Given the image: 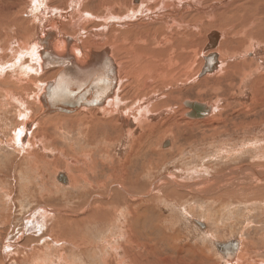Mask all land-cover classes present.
Returning a JSON list of instances; mask_svg holds the SVG:
<instances>
[{"label":"rangeland","instance_id":"obj_1","mask_svg":"<svg viewBox=\"0 0 264 264\" xmlns=\"http://www.w3.org/2000/svg\"><path fill=\"white\" fill-rule=\"evenodd\" d=\"M115 1L116 0H106V4H108V6H105V2L101 0H83V5L85 4L83 7L86 8H82V12H85L89 16V19L82 23L81 28H76L72 25V19L67 17L60 19L58 34L70 35L73 37L71 41L78 39V41L80 40L82 44H90L94 49H98V51H102L103 49L109 47L111 56L117 65L118 76H120L122 66L118 64L116 54L114 52L115 42L122 43L125 39L132 40L134 35L129 32L132 28H127V25L125 26L120 24L121 22L119 21L120 18L127 17L130 14L128 13L129 10H124L121 13L114 12L112 7L116 4L114 3ZM184 1L185 0L181 1V6ZM190 1L193 0H188L187 6L185 5L187 9L190 5ZM196 1L200 4V6L207 7L211 3H224L226 0ZM22 2L24 1L5 0V4L9 5L10 9L9 11L8 9L6 10L8 18L4 21V23H2V27L0 28V60H4L5 56L6 58L12 59L14 56L13 54L20 51V47H25L24 45H27V43L28 46L33 45L38 33H41L40 27L42 26V23L38 20V18H35L31 14L30 10H22L20 12V3ZM25 2L27 3L28 1L26 0ZM58 2L61 3L63 1L58 0ZM233 2L234 1L230 0L229 3L224 4L223 7L220 8L219 14H222L223 8L230 6ZM236 2L234 6L237 8L239 7L237 5H245V8L247 9L244 8V12L246 10H251L249 12L250 16H256L252 17V19L258 21V19L260 20L264 16L260 13L261 7L264 5V0H240L237 4ZM58 5L59 4L56 2L48 3V6L57 10L60 9L59 13L66 14V11L70 10L65 8L66 6H62L64 8H59ZM191 10H194V8ZM216 11L217 9L213 10L214 16L217 15ZM252 12L255 15H253ZM257 12L260 14H257ZM1 13L3 12L1 11ZM108 14L110 15V18L105 20ZM71 15L76 17L77 14L72 12ZM193 15H195L196 18H194L191 22L185 21L182 18H174L175 20L185 24H195L199 20L203 21L198 24L196 29H193L196 31L199 27H202L198 30V32L200 31L199 35L196 36L198 39L195 38L196 40L192 44L190 43L192 42L190 41L192 36L184 33L187 35L183 38L181 37L179 42L176 40L173 41L172 44H166L164 46L159 45L158 41L162 38L161 34L165 31L168 33L170 32L168 29L170 23L167 25L169 18L163 14L162 20H158L156 22L155 19L150 18V16H146L141 19L145 21L142 22L147 26L153 27V25L164 23L165 28L160 27L159 33H155L153 31L151 35L150 33L146 34L145 44L143 40H140L139 43L133 45L138 49H150L149 52H153L152 57H156L158 55L157 57L166 59L167 56H169V53H177V55L173 54V56L176 57L177 61L175 63L177 65L174 69L169 70L170 72L168 71V74L170 73L169 75H172L175 72L170 80H173L174 77L179 75L177 77L179 81H176V83L172 86H170V84L166 85V90L164 88V92L160 93L161 95L169 92L172 88H176L178 89L176 92L178 94L175 95L179 99L174 100V103L170 100L169 104L172 107L169 104L165 105V108H171L169 111L166 110L160 112L158 110L159 112L156 111L148 121L150 126L151 124H153L152 126H155L156 124H160L161 126L162 120L165 121L168 118L169 121H165L164 124L166 127L168 126L167 128L169 131H164L165 127L162 128V126H159L160 128H156L154 130L156 135L150 138L148 143L153 150H149L147 168L139 161L138 167L135 164L131 165V170H133L132 168H136L140 171V177L138 178L139 181L145 182V189L141 191L133 190L129 186L131 181L128 179L127 182H123L121 178L118 181L115 179L108 180V182L106 181L105 186L102 188L96 187L98 185L95 184L96 182L93 180L94 175L92 173L91 175L88 174L89 177L87 178L89 182H86L83 179L76 181L75 178H72L70 175V170H68V168L67 170L64 168L66 166H57L58 164L54 163L56 161L55 158L58 157L59 160H62V163L65 160V162H69L71 164H69L70 167L73 169L80 167L81 165V168L84 167L83 164L87 162V158L81 152L82 149H87L88 147L85 145V136L82 131V127L79 126L78 122H72L71 117L81 112L83 108H91L89 106L83 107L74 112L66 113L60 111L50 113V115L47 116L49 118L48 123L51 125L47 124L45 132L49 135V137L46 138L44 136H39L36 140H40L42 145H40V147L35 145L34 147L37 148L39 153H44L43 147L50 150V152L44 154V158L46 161L51 159L53 163H49L50 166L48 167L45 161V164L40 167L44 169V171L42 170V174L38 172L40 169H30L29 162L26 159H23L24 155H21L20 151L17 150L18 146H15V143L13 144L14 130L22 127L25 121L26 125L28 124L26 118H22L18 114L21 110L20 106L24 101V98L29 99H26V102L23 103L24 110L22 111L26 112L27 110L25 108V103L28 104V107L32 105V102L36 105L38 102L37 97L40 93H42V91H45V89H41L40 91V87L37 88L32 82L36 79L42 80L43 82L45 81L42 84L43 86L47 82H53L55 81L58 73L61 71V68H56L58 71H52L50 68L44 71L41 67V57H34L32 59L30 57L24 58L25 63L31 65L32 68L34 66L33 71H31L28 77H21L23 81L26 80V82L21 85V89L25 91V97L22 98L19 94L10 92L7 87L0 90V170L1 172H4V170L8 171L10 168L11 173L15 176V179H13L11 175L12 179L10 178V180H7L3 175L0 176V195L3 197L0 198L2 199V201L0 200V213L3 211L4 213H9L10 211L8 212V210H11L10 205L12 203L16 205H18L17 203L20 204L18 200H15V198L22 193L21 189H23V187L21 186L27 184V182L34 183L32 184V190L35 188L34 191L39 190L37 191L39 193L47 192V198L43 201L42 205L46 208H54L62 212L61 218H66V216H64L66 214L63 213L66 209H81L80 207H74L77 204H73L74 200L72 201L68 195L71 190L76 192L79 186L88 187L90 184L88 187L89 191L90 189L95 188V190L92 191L93 193L91 192L90 194H87L85 201L86 206L84 209L86 207V209L91 207L93 203L92 201L97 199L98 196L99 198L107 200L111 199L117 192L124 193V196H122V198L117 202V207H119V214L115 218L117 221H102L103 223H100V228H98V230L96 229L99 224H93L92 227L88 228L86 232L82 234V236L85 235L84 238L89 241L86 248L82 245V243H77V247L66 242L63 244L61 243V245L58 246L52 245V243H54L52 239H54L55 236L52 237L50 229L55 227L56 224H59L61 231L59 232L61 234L57 232V236L60 237L56 238L57 240H64L63 235L65 226L68 224L67 220L61 219L62 222H67L65 224L55 223L56 219L54 220L55 222L51 220L53 219V214H49L45 209L47 213L45 214L43 221L37 222L33 228H30V226L35 223L27 221L28 216L24 215H28L30 209L33 207L32 203L26 200V203L24 202L26 205L21 211L19 209L21 206H17L18 208L15 206V210L12 209V212L16 218L10 222H0V264H121V262H123V264H133L136 260V264H227V259L218 250L214 240L228 241L232 239L240 240V247L238 254H236V258L241 252L242 259H248L244 264H264V42L262 41L264 32L260 31V35L257 36L259 30H254L251 33L253 36V42L250 41L249 45L245 46L243 44V46H241L237 43V40L242 38L243 34L238 26V21L233 23L227 22L226 24H224L223 21V24L216 26L215 24L212 25L209 23L208 17L204 18L202 10H194ZM114 17L118 18V21L113 20ZM261 25L262 24H258L257 26L260 27ZM96 30L103 31L101 32L102 36L95 37L97 41H94L92 39L94 37L91 36L92 34L90 32ZM187 30H192V27L187 28ZM214 30L221 34L220 39L214 48L206 50V46L209 43L208 35ZM82 31L88 32V35L82 36ZM123 32L125 35L123 37V41H121L118 36L124 34ZM159 37L160 39L156 41V38ZM61 38H64V36H61ZM181 41L186 42L187 44H181ZM225 41L229 44L225 43ZM192 48L196 50H193V56H191L192 53H190ZM235 48L237 49L235 52H230ZM139 53L144 57H147L143 51H140ZM210 53H216L218 56L217 59L219 62L217 68L211 73L201 75L200 73L202 72L205 64V56ZM38 58L40 59L39 63L37 62ZM155 63L157 65V62ZM128 64L133 65L132 63ZM224 67L226 71H222L221 68ZM162 68L163 66L161 69ZM17 69L20 71V64L17 66ZM134 75L136 74L133 73L129 77L130 80L128 83H131ZM0 80H8L7 82H10L6 75L1 73ZM120 81L121 78L118 80L117 88L112 97L117 95ZM138 81H143V78H141V76L138 77ZM38 84L40 83L38 82ZM16 85V88L20 90V84ZM33 89L36 92L31 93L30 91ZM2 94L5 96L4 98ZM121 99L125 101L126 104L129 103L128 99L122 97ZM189 99L197 100V103L204 102L202 103L203 108L211 104L214 105L212 112L208 115L209 117L207 122L189 121L192 117H189V119L188 116L185 115V112L188 111V107H186L183 103L184 100L187 101ZM135 102L136 101L131 104L129 103V105H133ZM106 104H103L102 106H92L98 107L99 113L97 116L108 118V114L105 115L104 113ZM124 106L125 104H119L117 107L118 111H122V109L125 111L126 108H124ZM34 108L35 110H38V108ZM161 110H164V108H161ZM132 114H135V112H132ZM173 114L175 119H172L170 116ZM51 117L55 119L53 120ZM204 118H207V116H199L195 119L201 120ZM38 119L39 117L37 116L33 118L34 121L31 125L32 128ZM121 122L120 125H125L124 122ZM148 122L146 124H148ZM170 126L174 128V130L171 129ZM31 127L28 128V131L31 130ZM140 129L143 131L142 128H138L133 136L125 131L126 127H124V131L120 132L118 142L116 140V142L114 141V143L111 144L113 146H110L114 151V154H116V160L118 157V160H124L130 151L132 139L142 133ZM50 136L54 138H51ZM167 139L170 140V143L165 146L163 144ZM8 141L10 142V145L7 144L9 143ZM73 150L77 152V155H74ZM71 158L76 159L77 163L74 164V162H71ZM105 159L106 157L104 160ZM43 162L44 161H42L41 164ZM57 169L60 171L65 169L64 171H66L68 176H70V182L68 184H74H72V186L71 184L65 185L58 181L56 179V175L59 172ZM142 169H147V171H142ZM239 169H247V172L239 173L237 172ZM54 170L55 172H53ZM118 170L119 175L123 176V168L120 167ZM33 172L34 174H32ZM259 172L261 174H259ZM6 173L10 176V172ZM18 175L19 177H17ZM127 175L131 174L127 172ZM168 176H172L171 179L179 181V184H182V187L187 185V183H193L195 189L186 187L180 188L174 184L171 186L170 193L166 194L169 195L167 197L170 200L168 198L166 199V195L161 188L163 187L164 189L168 184L166 182V177L168 178ZM23 177H25L26 180ZM216 177L221 178L216 179ZM3 178L6 180L2 181ZM30 179L32 181H30ZM158 181L161 182L159 183L160 192H162L160 198L164 195L166 200L160 199L161 201L159 200L158 202L160 204L154 205L152 200L156 199V195L158 196V190L155 191L156 193H151L153 190L151 188L155 186ZM201 181H204V183H201ZM154 182L156 183L153 185ZM119 185L123 187L121 188ZM75 186H78V188L76 189ZM43 188H51L53 191L58 190V192L54 194L55 196H48L50 195V192L43 190ZM123 188L126 190L124 191ZM4 190L6 193H8L7 191L9 190L12 191L14 200L13 198L7 199V197H5L6 193ZM19 190L21 192H19ZM127 190L129 191L127 192ZM2 192L4 194H2ZM34 193L36 194V192ZM101 194L106 198L101 196ZM138 197L140 199H148L151 203H153L155 208H151V210L155 213H151L154 214V217H156V221L159 220L160 225H162V232H164L162 233V236H157L154 231L152 232V230H144L145 232H149L150 236L153 237L152 240L155 245L152 241L146 239L144 235H142L140 226L143 225L140 221H138V223L136 221L130 223L132 225V229L129 228L130 224H128L127 221L131 220V216L128 215L130 212L124 202L127 198H131L133 201H136ZM79 199L80 198L76 195L75 200ZM132 200L129 201L132 203ZM27 204H29V206ZM2 208L4 210H2ZM110 209H112V207H110ZM142 210L139 211L138 209L139 212L137 214L142 212ZM133 211L134 210H132V212ZM50 217L52 218L50 219ZM194 218L203 221L204 224H206V228L198 226L197 223L194 222ZM106 222L108 224H106ZM25 226H29L31 231L26 230ZM172 227L174 229H178V235L174 240L173 245H171L169 241L171 239L172 232L170 228ZM78 233H82V230ZM129 233L134 236L133 240L132 238H129ZM7 240H10V242L17 240L20 241L19 245L14 248L13 245L7 244ZM138 241H141L142 244H139ZM144 243L146 245L148 244V247H153L154 250L153 254L151 253V256L149 254L148 258L146 257L147 254L144 250ZM157 243L160 244L157 245L158 247L156 246ZM48 245H51L50 247L54 246L56 249L58 248L57 251L62 250L61 252L63 255L61 253L60 254L64 257V259H61L62 256L58 255V253L54 254L49 249ZM185 246L193 247L194 249L197 248L199 252H189L188 249L183 250L185 252H176L178 249L184 248ZM79 247L83 248L84 252L80 251ZM36 250H38L39 253H36L37 256H33L32 253ZM119 250L120 252L117 253ZM43 252H47L46 255H44ZM39 256L44 257V259Z\"/></svg>","mask_w":264,"mask_h":264},{"label":"bare ground","instance_id":"obj_2","mask_svg":"<svg viewBox=\"0 0 264 264\" xmlns=\"http://www.w3.org/2000/svg\"><path fill=\"white\" fill-rule=\"evenodd\" d=\"M23 1L24 2L20 3V6H21L19 9L20 12L22 10H30L31 14L35 18L37 17L38 20L42 23V26L40 27L41 33H38L36 40L33 42L34 43L33 45L30 44L31 46H28V43H27V45H24L25 47H23V46L20 47V51H18L16 54L14 53L13 54L14 56L12 57V59L6 58V56H5L4 60H0V73L5 74L6 77L10 81V82H7L8 80H6V81L0 80V90L4 87H7L10 92L17 93L22 98H24L25 97V91L21 89V85L24 82H26V80L23 81V79H21V77H28V75L31 73V71H33V68H34V66L32 68L31 65H28L27 63H25L24 58H27V57H30L31 59L34 57L40 58V55H41L40 50L48 49L47 46H52L53 47L52 49L55 52L51 53V54L44 55L43 58L46 62H45V65L42 64L43 68L48 69L51 67H63V70H67L66 73L70 72V73L65 74L63 76L64 82L66 84L71 85V87L78 86L82 90H86V88H89L87 91L90 94L88 95V99L86 100V103H84L82 106L76 105V108H73L71 112L78 111L83 107H87V106L91 107V108H83L81 110V112H79L76 115L71 117L72 122H78L79 126L82 127V131H83L84 136H85V140H84L85 145H86V147H88L87 149H82V152H81L87 158V162H85L83 164L84 167L81 168V166H82L81 165L80 167L76 166L77 168L73 169L72 167H70L71 164L69 162H65L66 161L65 160L62 163L61 162L62 160H59V158L57 156H56L57 158H55L56 161L54 163L58 164L57 166H66L64 168H66V170H67V168H68V170H70V173H71L70 175L72 176V178H75L76 181L83 179L84 181L89 182L87 177H89L88 174L91 175V173H92L94 175L93 180L96 182L95 184L98 185L96 187H99V188H102L103 186H105L106 181L108 182V180L115 179L118 181L121 178V180L123 182H127V180L129 179L131 181L129 183V186H130V188H132L135 191H141V190L145 189L144 188L145 182L139 181V179H138L140 177V171L137 170L136 168L135 169L132 168L133 170H131V165L135 164L138 167L139 166L138 161H139L141 164H143L147 168V166H148L147 165V161H148L147 157L149 154V150H151V151L153 150L152 147L148 143H149L150 138H152L154 135H156L154 130L156 128H160L162 126V128L165 127L164 131H169V129L167 128L168 126L166 127L164 124L165 121H169L167 117H166L167 119L165 121L162 120L161 126H160V124L159 125L156 124L155 126H152L153 124H151V126H150L149 122H148L149 118L158 110L160 112L166 111V110L169 111L171 108L170 107L165 108V105H168L170 100H172L174 103V100L179 99L175 95V94H178V93H176L178 91V89H176V88H172V89L169 88L170 89L169 92L163 93L160 95V93L164 92V88L166 87V85L170 84V86H172L173 84L176 83V81H179V79H177V77L179 75L174 77L173 80H170L173 77V75L175 74V72L172 75H169L170 73L168 74V71L174 69L175 66L177 65L175 63L177 61L176 57L173 56L174 53H169L168 54L169 56H167L166 59H163L161 57H157L158 55L156 57H152L153 52H149L150 49H148V50H146L145 48L144 49H138L135 46H133V45H136L137 43H139L140 40H143L144 44H145L146 34L150 33V35H151V33L153 31L155 33H159L160 27L165 28L164 23H160L159 25H153V27L147 26V25L143 24L142 21H144V20H141L142 18H145L146 16H150V18L155 19V22L158 20L159 21L162 20L163 14H165V16L169 18L168 19L169 22L167 21L168 22L167 25H169V23H170V25L168 27L170 32L168 33L165 31L164 33L161 34L162 35L161 39H160V37L156 38V41L158 39H160V41H158L160 46L161 45L164 46L166 44H172L173 41H176V40H177V42H179V39H181V37L183 38L187 34L189 36L190 35L192 36V38L190 39V41H192V42H190L191 44L196 39H198V38H196V36L199 35L200 31L198 32V30H200L202 27H199L196 31L193 29L194 28L196 29L198 24L203 22L202 20L197 21L195 24H191V23L185 24V23H181L180 21H177L174 19V18H182L185 21L191 22L194 18H196V16L193 15L194 10H198V11L202 10L204 18L208 17L209 23L212 25L215 24L216 26H218V25L220 26L221 24H223V21H224V24H226L227 22L233 23L235 21H238V26L241 29L243 34H242V38H239L237 40V43L240 44L241 46H243V44L245 46H247L250 44L249 43L250 41L253 42V36L251 33L254 30H256V29L259 30V33L257 36L260 35V31L264 32V16L260 20L258 19V21L255 19H252V17H256V16H250L249 12L251 10L250 11L246 10L244 12L245 5H243V4L237 5V6H239L238 8L234 6L235 2L237 1L236 2V4H237L238 2H240V0H231L234 2L230 6L223 8L222 14H219L220 8H222L224 4L229 3L230 0H226L224 3H221V2L211 3L207 7L200 6V4L196 0L195 1L193 0V1L189 2L190 5H189L188 9H187V7H185V5L187 6V4H188V0H185L184 3L182 4V6H181L182 0H133V1L132 0H116L114 2L116 4L112 7L114 12L121 13L124 10L128 9L129 10L128 13H130L127 17H122L119 19V21L121 22L120 24H123L125 26L127 25V28H132L129 32L134 35L132 40L125 39L124 42H122V43H117L114 41L116 43L114 45V48H115L114 52L116 54L117 62H118V64H120V66H122V69L120 70V76H118V70H117V65H116L115 61H113L110 65H108V64L107 65L96 64L94 66V64H92V65H90V68H85V69H83V72H82V69L79 68V65L75 64L73 61H70V62L63 61L59 56H56V55L58 53H60V51H65V52L71 53V55H74L76 61H78V60L79 61H85L91 55L93 56L96 52H99L98 49L97 50H96V48L94 49L93 46H91L90 44H82L80 42V40L79 41H78V39L75 40L76 38L74 39L75 41H71L69 38H71V39H73V38L69 37V36H64V38H61V35L58 34L59 33L58 30L60 27V25H59L60 19H63L65 17L72 19L71 24L74 25L76 28H81L82 23L85 20L89 19V16L85 12H82V8H86V7H83L85 5V4L83 5V3H84L83 0H62L63 2H61V3L58 2V0H27L28 1L27 3L25 2L26 0H23ZM101 1L105 2L104 3L105 6H108V4H106V0H101ZM53 2L58 3L59 8H64L62 6H66L65 8H68L70 10L66 11V14L59 13L60 9L57 10L55 8L48 6V3H53ZM256 5H258V4H256ZM233 7H235V8H233ZM252 7H254V6H252ZM192 8H194V10H191ZM7 9L9 11V9H10L9 5L5 4V0H0V28L2 27V23H4V21H6L8 18L7 17L8 14L6 13ZM215 9H217V11H216L217 15L216 16H214V14H213V10H215ZM245 9H247V8H245ZM248 9H250V8H248ZM1 11L3 13H1ZM72 12H74V14L75 13L77 14L76 17H74V15H71ZM253 12H252V14L255 15ZM248 13H249V15H248ZM260 13H262L264 15V5H262ZM260 13L257 12V14H260ZM226 17H227V20H226ZM109 18H110V15L108 14L106 16L105 20H108ZM113 20L118 21V18L114 17ZM258 24L259 25L262 24V25L259 27V26H257ZM250 26L251 27L255 26V27L252 29H249V28H251ZM189 27H192V30L188 31L187 28H189ZM102 31L103 30H101V31L96 30V31L90 32L92 34L91 36L94 37L92 39L94 41H97V39L95 37L102 36L101 35ZM87 33L88 32L82 31L81 35L87 36L88 35ZM184 33H187V34L185 35ZM124 35H125V33L119 35L118 38L121 41H123ZM220 36H221V34L218 31H216V30L212 31L208 35L209 43L206 46V50H210V49L214 48L218 44ZM61 40L63 42L65 41L64 46H60L59 42ZM262 41L264 42V37H262ZM183 43L187 44L186 42L181 41V44H183ZM225 43H228V42L225 41ZM99 47H100V45H99ZM193 50L196 51L195 49L192 48L190 53H192ZM236 50L237 49L235 48L234 50H231L230 52H233V51L235 52ZM140 51H143L147 57H144L142 54H140L139 53ZM175 54L177 55V53H175ZM109 55L111 56L110 50H109ZM195 55H197V54H195ZM54 56H56V57H54ZM191 56H193V53L191 54ZM217 57L218 56L216 53H210L209 55L205 56V64L203 67L211 66L212 68L210 71H208L207 73H204L202 75H206L208 73H211L217 68V65L219 62ZM39 58L37 60L38 63L40 61ZM111 58H112V56H111ZM212 58H214V61H212L210 63V65L209 64L206 65L207 60H210ZM96 59L97 58H93L94 62H96ZM155 62H157V65ZM56 63L60 64V65H56ZM128 63H132L133 65H129ZM19 64H20V71L17 69V66ZM162 66H163V68L161 69ZM113 68H115V69H113ZM221 69H222V71H226L225 67L221 68ZM6 70H7V72H6ZM51 70L57 71L58 69L52 68ZM133 73H135L136 75H134L132 77L131 83H128L130 80L129 77ZM177 73H178V71H177ZM220 73H222V72H220ZM19 75H20V78H19ZM140 76H141V78H143V81H141V82L138 81V77H140ZM45 77H48V76H45ZM57 77H58V75H57ZM57 77H56V79H57ZM150 77L153 79H151ZM119 78H121V81H120V86H119L118 91H117V95L115 97H112L113 94L111 96H109L113 90L112 86L114 84H115V86H114L113 93L115 92L117 85H118ZM148 78H150V79H148ZM56 79L52 83H55ZM38 82L40 84H38ZM44 82L42 80L36 79L32 83L37 88L40 87V91H41V89L43 90L42 84ZM16 84H20V90H18L16 88V86H17ZM48 84H49L48 82L45 84L46 87ZM165 90H166V88H165ZM179 90H181V89H179ZM64 91H65V95L67 96L68 91H66V90H64ZM227 91H229V90H227ZM30 92L34 93L36 91L33 89ZM46 92H47V90L45 89V91H43L41 93V95L38 97L39 98L41 96L44 97ZM57 92H55V93H57ZM2 95H1V97H2ZM83 95H84V93H83ZM135 96H137V97H135ZM4 97L5 96L3 95V98ZM38 97H37L38 102L36 103V105L32 102V105L30 107H28V104L25 103V108L27 109L26 112H24L22 110H24L23 103L26 102L27 98H24V101L21 103V106H20L21 110L19 111L18 114L20 115V117L26 118L28 124L26 125V123H25L26 121H25L24 125L22 127L16 128L14 130L13 144L15 143V146H18L17 150L20 151L21 155L22 154L24 155L23 159H26L29 162L30 169H32V168L40 169L39 171L38 170L37 171L40 172V174H42L44 169H42L40 167L42 165H44L45 161H46V159L44 158V154L50 152V150L43 147L44 153H39L37 151V148H35L34 146L38 145L40 147V145H42L41 144L42 142L40 140H36V139L39 136H44L46 138L49 137V135L45 131H46L47 124H49L48 123L49 118L47 116H49L50 113H55V112H60V111L65 112V111L58 110V111L53 112V108L48 106L46 104L45 100L39 101ZM121 97L128 99L130 104L134 101H136V102L133 103V105H129V103L126 104V102L123 101L121 99ZM176 102H179V101H176ZM193 102L197 103L198 101L194 100V99H192V100L189 99L187 101H185V100L183 101L184 105L186 107H188V111L185 112V115L188 116V118L192 117L191 119H193V120H191L189 118L190 119L189 121L190 122H192V121L207 122L209 116H207V118H204L201 120L195 119L196 117L202 116L204 113H203V110L201 108H199L198 106H196L195 103H193ZM3 103H4V100H3ZM103 104H106V106L104 108V113H105V115L108 114V118L97 116L99 113L98 107H92V106H102ZM119 104H125L124 108H126V110L124 111V109H122V111H118L117 107ZM211 105L214 108V105L213 104H211ZM34 107L38 108V110H35ZM161 108L162 109L164 108V110H161ZM5 109H6V107H5ZM132 112H135V114H132ZM66 113H69V112H66ZM109 115H111V116H109ZM35 116L39 117V119L37 120L36 124L32 128L31 125H32V122L34 121L33 118H35ZM55 116H57V115H55ZM170 116L172 119H175L174 114L170 115ZM55 118H57V117H55ZM55 118H52V119L54 120ZM120 118L122 119V122L125 123V125H122V124L120 125V122H121ZM62 119H63V117H62ZM147 122H148V124H146ZM49 125H51V124H49ZM83 126H85V127H83ZM30 127H31V130L28 131V128H30ZM124 127H126L125 131L132 136L134 135L135 131H137L138 128H142L143 131H141V129H140V131L142 133L132 139V143L130 146L129 153L126 155L124 160L120 161V160H118L119 157L116 160V156H115L116 154H114V151L111 149L110 146H113L111 144H113L114 141L116 142V140H117V142H118L120 132L124 131ZM48 129H50V128H48ZM171 129L174 130V128H172V127H171ZM173 130H171V131H173ZM168 134H169V132H168ZM80 136H81V134H80ZM27 137H28V140H27ZM50 137L54 138L52 136H50ZM43 139H45V138H43ZM158 139H160V138H158ZM25 140H27V141H25ZM75 141H76V139H75ZM45 142H47V141H45ZM56 142H58V141H56ZM169 143L170 142L168 140H166L163 145L166 146ZM7 144L10 145V142ZM73 153H74V155L75 154L77 155V152H75L74 150H73ZM33 156H35V157H33ZM105 157H106V159L104 160ZM23 159H22V161H23ZM14 160H15V158H14ZM18 160H20V159H18ZM26 160H25V162H26ZM42 161H44V162L41 164ZM71 162H74V164L77 163L76 159H74V158H71ZM49 163L50 164L53 163L51 161V159L50 160L48 159V161H46V164L48 167L50 166ZM120 167L123 168V171H124L123 176H120L118 173V171H119L118 168H120ZM26 168H27V165H26ZM60 169H61V167H60ZM55 170L53 172H55ZM21 171H19V172H21ZM58 171H60V170H58ZM142 171H147V169H142ZM6 172H10V176L7 175ZM38 172H37V174H38ZM127 172H129L131 175H127ZM237 172L244 173V172H247V169H241V170L239 169ZM32 174H34V172ZM259 174H261V173L259 172ZM1 175H3L7 180L8 179L10 180L11 175H12L13 179H15L14 178L15 176L13 175V173H11L10 168L8 171L4 170V172H1V170H0V176ZM17 177H19V175ZM68 177H70V176H68ZM5 178H3L2 181H5L6 180ZM23 178L25 179V177H23ZM42 178H43V175H42ZM171 178H172V176H168V178L166 177V182L168 184L165 186L164 189H163V187L161 188L162 191L165 193V195L170 193L171 186L174 184L180 188L186 187V188H190V189H195V187L193 186L194 185L193 183H187V185L182 187V184L180 185L179 181H177L176 179L175 180L171 179ZM220 178L216 177V179H220ZM31 179H30V181H32ZM221 181H223V180H221ZM9 183H10V181H9ZM90 183H92V182H90ZM155 183L156 182H154L153 185ZM159 183H161V182L158 181L155 184V186H153L151 188V189H153L151 191V193H153V192L156 193L155 191L158 190L157 191L158 196L156 195V197H155L156 199L152 200L154 198L151 197L152 198L151 200L153 201L154 205L160 204V203H158L160 199H165L164 195H162L160 198V195L162 194V192H160ZM201 183H204V181H201ZM32 184H34V183L33 182H30V183L27 182V184L22 185V182H21V185H22L21 187H23V189H21L22 193H20L19 196H16L17 198H15L16 201L18 200L20 202V204L17 203L18 205H16V204L12 203L10 205L11 210H8V212L10 211L9 213H4V211L2 213H0V222H3V223H5L7 221L10 222L14 218H16L14 213L12 212V209L15 210L14 209L15 206H16V208H18L17 206H21L22 208L20 207L19 209H20V211L23 210L24 206L26 205V204H24V202L26 200H28L30 203H32L33 207L31 206L32 208L30 209L28 215H24V216H28L27 221H29L31 223H35V224H32L30 226V228L31 227L33 228L37 224V222L43 221V219L45 218V214L47 213L46 210L48 211L49 214H53V216H52L53 219H51L52 217H50V219L52 221H54L56 219V222L54 221L55 223L65 224L68 222V224L65 226V229H64V235H63L64 240H57V238H56V237H60V236H57V232L60 231V225L59 224H56L55 227L50 229L51 233H52V237L55 236V238L52 239V241L54 242V243H52V245H56V246L61 245V243L63 244L64 242H66L68 244H71L72 246L77 247V243L78 244L82 243V245H84L86 248V245H87V243H89V241L86 240L84 238L85 235L82 236V234L85 233L88 228L92 227L93 224H95V225L99 224V226H97V229H96V230H98V228H100V223H103L102 221H107V220H110V221L116 220L117 221V219H115L119 214V207H117L118 206L117 202L122 198V196H124V193H122V192H117L114 196L111 195L112 198L108 199V200L103 199V198H99V196H98V198L96 197L97 199L92 201L93 203H92L91 207H88V209H86L87 208L86 207L84 209V207L86 206L85 201H86L87 194H90L92 191L95 190V188L92 187L93 189H90V191H89V188H88L90 185L89 183H88L89 184L88 187H80L79 186V188H78V186H75L76 189L78 188L77 191L73 192V190H71L68 193V195L70 196L72 201L74 200L73 204H77L74 207H76V208L80 207L81 209H73V210L66 209L63 211V213L66 214V215H64V216H66V218L65 217L61 218L62 212H60L59 210L54 209V208H49V207L46 208L45 206L42 205L43 201L47 198V192L46 193H39V192H37L39 190L34 191L35 188H34V190H32V188H33ZM72 184H74V183H72ZM72 184H71V186H72ZM121 185H119V186L122 188L123 186H121ZM34 186H36V185H34ZM19 188H20V183H19ZM61 189H63V188H61ZM172 189H173V187H172ZM43 190L50 192L49 193L50 195H48V196H53L54 194H56V192H58V190L53 191L51 188H43ZM125 190L126 189H124V191ZM21 191L19 190V192H21ZM128 191L129 190H127V192ZM4 192H5V190H4ZM7 192L8 193L5 192L6 193L5 197H7V199L8 198L12 199L13 198V192L10 190ZM34 192H36V194ZM135 193H137V192H135ZM2 194H4V193L2 192ZM76 195L78 196V198H80L79 200H75ZM101 196L106 198L102 194H101ZM167 196H169V195H166V199L168 198ZM0 198H3V197L0 195ZM137 199H136V201H133L131 198H129V199L127 198V200H125V202H124V204L127 206V209H129L130 213L128 215L131 216V220H132V221L129 220L127 222H128V224H130L134 221H136L137 223H138V221H140L141 224L143 225V226L139 225L140 230H142V232H141L142 235H144V237L146 239L152 241V243H153V240H152L153 237L150 236L149 232H145V231L146 230H152V232L154 231V233L157 236H160V235L162 236V233H164V232H162V228H161L162 225H160L159 220L156 221V217H154L153 216L154 214H152V213H155L154 211L152 212V210H151V208H155L153 203H151V201L148 199L147 200L144 198L140 199L139 197ZM0 200L2 201V199H0ZM13 200H14V198H13ZM129 200H132L133 202L131 203ZM164 202H166V201H164ZM121 203H123V202H121ZM166 203H168V202H166ZM29 204H27V205L29 206ZM34 204H36V205H34ZM88 205H90V204H88ZM122 206H124V205H122ZM110 207H112V209H110ZM25 209H26V207H25ZM40 209H42V210H40ZM138 209H139V211H141L142 209H144V210H142V212L137 214L139 212ZM2 210H4V209L2 208ZM5 210H6V208H5ZM132 210H134V211L132 212ZM22 215H23V213H22ZM163 217H161V218H163ZM21 218L23 219L22 216H21ZM46 219H47V217H46ZM61 219H65V220H67V222L66 221L62 222ZM106 224H108V223L106 222ZM111 224H112V222H111ZM25 227H26L25 228L26 230L31 231L29 226H25ZM114 227H115V225H114ZM205 227H206V225H205ZM205 227H203V228H205ZM129 228L132 229L131 224L129 225ZM80 230H82V233H78ZM164 230H166V229H164ZM170 230L172 232L170 231L171 232V239L169 241H170L171 245H173V242L178 235L177 234L178 229H174L172 227V228H170ZM25 232H27V231H25ZM129 235H130L129 238H132V240H133L134 236L131 233H129ZM154 238H155V236H154ZM160 239H158V240H160ZM10 240L9 241L7 240L8 245L11 244L14 246V248H15V246L19 245L20 240L12 241V242H10ZM138 243L142 244L141 241H138ZM176 243H178V242H176ZM148 244H149V242H148ZM147 245L144 243V250L146 251V254H147L146 257L148 258L149 254L151 256L153 254L154 250H153V247H148ZM157 245H160V244L157 243L156 246ZM176 245H178V244H176ZM3 246H5V245H3ZM48 246H49V249L54 254H56V253H58V255L62 254V252H61L62 250L57 251L58 248L56 249V248H54V246L50 247L51 245H48ZM165 247H167V246H165ZM216 247H218V246H216ZM239 247H240V240H237V242L232 243V245L229 247V249H227V252L225 254L222 251H220V250L219 251L227 259L229 264H244L245 261L248 259L243 260L241 252L239 253L238 257L236 258V256H237L236 254H238ZM79 248H80L79 249L80 251L84 252L83 248H81V247H79ZM171 249H174V248H171ZM177 249H178V247H177ZM186 249H188L189 252H199V250L197 248L194 249L193 247H187V246H185L184 248L178 249L176 252L181 253L183 250H186ZM222 249H224V248H222ZM119 252H120V250L117 251V253H119ZM173 252H174V250H173ZM183 252H185V251H183ZM36 253H39V251L38 250L34 251L32 253V255L37 256ZM43 253H44V255H46L47 252H43ZM43 253H42V255H43ZM5 257H3V258H5ZM40 258L44 259V257H40ZM62 258L64 259L63 256L61 257V259ZM145 260H147V259H145ZM136 261H134V262L132 261L133 264L134 263L136 264ZM121 264H123V262H121Z\"/></svg>","mask_w":264,"mask_h":264},{"label":"water","instance_id":"obj_3","mask_svg":"<svg viewBox=\"0 0 264 264\" xmlns=\"http://www.w3.org/2000/svg\"><path fill=\"white\" fill-rule=\"evenodd\" d=\"M69 39L72 40L71 38H69ZM52 48H53L52 46H48V50H40L42 63L46 62L43 58L44 55L51 54V53L55 52ZM56 56H59L63 61H68V62L73 61L75 64L79 65V68L82 69V72H83V69L90 68V65H92V64H94V66L96 64H100V65H103V64L107 65L108 64V65H110L114 61L111 58V56L109 55V48H105L102 51L96 52L93 56L91 55L85 61H79V60L76 61L74 55H71V53L65 52V51L58 53ZM93 58H97L96 62H94ZM212 61H214V58L207 60L206 65L207 64L210 65V63ZM42 63H41V67L43 68ZM56 65H60V64L56 63ZM211 68H212L211 66L203 67L201 75L210 71ZM113 69H115V68H113ZM66 71L67 70H61L58 73V77H57L55 83L48 82L49 84L47 85V87L44 84L43 89L45 88L47 90V92L44 95V97L43 96H41L40 98L38 97L39 100H45L46 104L53 108V112L58 111V110H62L65 112H71L73 108H76V105L82 106L84 103H86V100L88 99V95L90 94L87 91L89 88H86V90H82L78 86L71 87V85L66 84L64 82L63 76L65 74L70 73V72L66 73ZM114 86H115V84L112 86L113 90H114ZM64 90L68 91L67 96L65 95ZM113 90L109 96H111L113 94ZM55 92H57V93H55ZM83 93H84V95H83ZM40 95H41V93H40ZM193 103H195L196 106H198L199 108H201L203 110L204 114L202 115V117L208 116L212 112V109H213L212 105H208L207 107L203 108L202 103H204V102H201V103L193 102ZM167 140L170 142L169 139H167ZM57 178L63 184H68L70 182L68 174L64 170H62L58 173ZM194 222H196L202 228L205 227V225H206V224H204L203 221L196 219V218H194ZM214 242H215V245L217 244L216 246H218L217 247V248H219L218 250L222 251L225 254L227 252V249H229V247L232 245V243L237 242V240H234V239L228 240V241L214 240ZM222 248H224V249H222Z\"/></svg>","mask_w":264,"mask_h":264},{"label":"crops","instance_id":"obj_4","mask_svg":"<svg viewBox=\"0 0 264 264\" xmlns=\"http://www.w3.org/2000/svg\"><path fill=\"white\" fill-rule=\"evenodd\" d=\"M59 35H60V34H59ZM61 36H69V37H71L70 35H67V34H66V35H61ZM72 38H73V37H72ZM45 40H46V39H45ZM59 43H60V46H64V45H65L64 42H63L62 40H61ZM48 45H49V44H48ZM46 46H47V45H46ZM47 47H48V46H47ZM43 50H48V49H43ZM40 57H41V55H40ZM54 57H56V56H54ZM41 59H42V58H41ZM42 64L45 65V62L42 63ZM52 68H55V69H56V68H61V70H63V67H51L50 69H52ZM43 69L46 70L45 68H43ZM48 69H49V68H48ZM57 71H58V70H57ZM61 171H62V170H61ZM59 172H60V171H59ZM59 172H58V173H59ZM58 173H57V175H58ZM57 175H56V176H57ZM56 178H57V177H56ZM57 180H58V178H57ZM69 180H70V179H69ZM58 181H59V180H58ZM60 182H61V181H60ZM61 183H62V182H61ZM65 185H67V184H65ZM68 185H70V184H68Z\"/></svg>","mask_w":264,"mask_h":264}]
</instances>
